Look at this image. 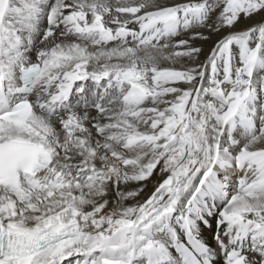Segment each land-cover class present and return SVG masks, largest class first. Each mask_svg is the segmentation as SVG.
Listing matches in <instances>:
<instances>
[{
  "label": "snow or ice",
  "instance_id": "6c2138e0",
  "mask_svg": "<svg viewBox=\"0 0 264 264\" xmlns=\"http://www.w3.org/2000/svg\"><path fill=\"white\" fill-rule=\"evenodd\" d=\"M0 264H264V0H0Z\"/></svg>",
  "mask_w": 264,
  "mask_h": 264
},
{
  "label": "bare ground",
  "instance_id": "6f19581e",
  "mask_svg": "<svg viewBox=\"0 0 264 264\" xmlns=\"http://www.w3.org/2000/svg\"><path fill=\"white\" fill-rule=\"evenodd\" d=\"M178 2H180V0H178ZM201 46L207 48V45H201ZM201 59H203V57ZM149 187H152V185H149Z\"/></svg>",
  "mask_w": 264,
  "mask_h": 264
}]
</instances>
